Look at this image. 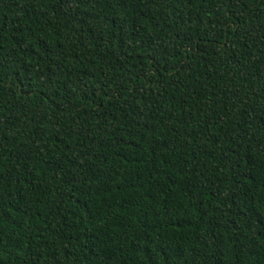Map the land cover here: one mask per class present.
Returning <instances> with one entry per match:
<instances>
[{
  "label": "trees",
  "instance_id": "16d2710c",
  "mask_svg": "<svg viewBox=\"0 0 264 264\" xmlns=\"http://www.w3.org/2000/svg\"><path fill=\"white\" fill-rule=\"evenodd\" d=\"M0 264H264V0H0Z\"/></svg>",
  "mask_w": 264,
  "mask_h": 264
}]
</instances>
